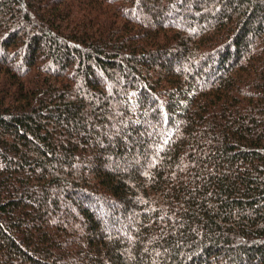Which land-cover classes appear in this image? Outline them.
<instances>
[{"label":"trees","instance_id":"16d2710c","mask_svg":"<svg viewBox=\"0 0 264 264\" xmlns=\"http://www.w3.org/2000/svg\"><path fill=\"white\" fill-rule=\"evenodd\" d=\"M0 264H264V0H0Z\"/></svg>","mask_w":264,"mask_h":264}]
</instances>
